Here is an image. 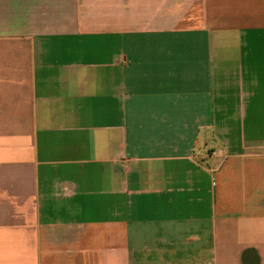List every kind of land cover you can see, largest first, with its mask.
Instances as JSON below:
<instances>
[{
	"label": "crops",
	"instance_id": "crops-1",
	"mask_svg": "<svg viewBox=\"0 0 264 264\" xmlns=\"http://www.w3.org/2000/svg\"><path fill=\"white\" fill-rule=\"evenodd\" d=\"M0 264H264V0H0Z\"/></svg>",
	"mask_w": 264,
	"mask_h": 264
}]
</instances>
